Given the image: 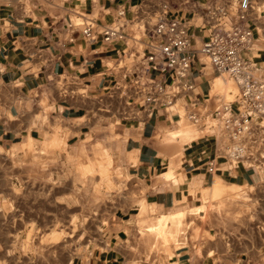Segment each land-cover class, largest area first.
<instances>
[{"label":"crops","instance_id":"0c3cea01","mask_svg":"<svg viewBox=\"0 0 264 264\" xmlns=\"http://www.w3.org/2000/svg\"><path fill=\"white\" fill-rule=\"evenodd\" d=\"M19 1L0 0V178L5 165L12 163L10 151L58 137L69 147L106 116L116 120V133L127 150L125 164L141 184L142 202L158 212L201 207L207 190L218 179L227 187L255 189V201L249 206L254 222L239 234H226L217 245L208 243L201 256L194 254L191 245L178 247L168 264H264V167L223 154L227 138L220 126L199 124L205 126L203 133L185 142L178 157L162 142L186 113L214 109L223 99L211 93L217 75L214 68L206 59L196 61L192 68L190 80L196 82L199 93L197 106L190 107L188 99L181 97L170 108L158 104L148 115L125 119L115 113L120 106L117 82L135 67L131 47L142 51L146 38L141 30L139 41L127 38L108 45L101 33L115 19L118 8L142 25L166 2L171 14L190 19L197 47L208 35L207 6L237 0H61L31 3L29 8ZM252 2L260 11L254 12L251 23L260 30L264 28V0ZM88 22L98 31L95 41L83 34ZM129 33L134 36L137 31L129 28ZM256 61L264 64V52ZM172 79L167 73L166 84ZM109 106L112 112L106 111ZM211 161L213 172L208 168ZM119 218L117 234L104 238L109 247L94 248L77 264H125L119 245L127 229L125 218Z\"/></svg>","mask_w":264,"mask_h":264},{"label":"rangeland","instance_id":"374dc122","mask_svg":"<svg viewBox=\"0 0 264 264\" xmlns=\"http://www.w3.org/2000/svg\"><path fill=\"white\" fill-rule=\"evenodd\" d=\"M48 1L61 2H19L29 8ZM211 93L222 100L239 97L237 84L219 74ZM115 121L100 117L69 147L58 137L28 142L8 153L12 163L0 178V264H77L94 248L109 247L104 238L117 234L119 217L125 218L127 229L119 245L125 264H168L178 247L191 245L201 256L208 243L217 245L226 234H239L254 222L249 208L255 201L253 187H227L216 196L208 189L205 203L193 209L158 212L144 204L141 184L127 170V150ZM199 124L183 116L162 142L178 157L185 142L203 133L205 126ZM176 129L186 133L174 137ZM178 212L185 214L179 230L169 223L160 235L149 225L163 214Z\"/></svg>","mask_w":264,"mask_h":264},{"label":"built area","instance_id":"2783aa9c","mask_svg":"<svg viewBox=\"0 0 264 264\" xmlns=\"http://www.w3.org/2000/svg\"><path fill=\"white\" fill-rule=\"evenodd\" d=\"M259 11L252 0L211 2L204 13L208 35L196 47L190 19L171 14L168 3H161L153 18L142 25L118 8L115 19L101 32L106 44L127 38L139 41L141 30L146 41L142 51L131 47L135 67L117 82L120 106L115 113L125 119L141 118L155 105L170 108L181 97L188 99L190 107L197 106L199 93L190 75L195 62L206 59L219 76L237 84L239 97L221 100L203 113L191 110L185 117L207 127L220 126L227 138L222 151L230 159L264 167V64L256 61L264 52V28L255 30L251 23ZM129 28L137 34L130 35ZM82 31L89 41L97 39L93 23H86ZM151 71L162 75L155 77ZM167 73L173 75L169 84ZM106 111L112 112L111 107ZM208 168L214 171L213 161Z\"/></svg>","mask_w":264,"mask_h":264},{"label":"bare ground","instance_id":"6f19581e","mask_svg":"<svg viewBox=\"0 0 264 264\" xmlns=\"http://www.w3.org/2000/svg\"><path fill=\"white\" fill-rule=\"evenodd\" d=\"M184 132L186 133V131L183 130V129H178V130L176 129V130H174L172 132V134H173L174 137H176V136H178V135H180V134H182ZM225 184L223 183V181H221V179L220 180L219 179L216 180L214 185L212 187H210L211 188L210 190L213 193V195L216 196L218 194H221L222 192L224 193V191L227 188V186ZM233 187H236V186H233ZM231 188H232V186H231ZM227 191L228 190H226L225 192H227ZM146 210H147L146 208H143L141 210V213L145 215L146 214ZM193 211H195V210H193ZM184 216H185L184 212H178V213L171 214V215H169V214L168 215H166V214L164 215L163 214L158 219L149 221L150 222L149 225L152 226V227L155 226V232L157 234L161 235V234L164 233L165 226L168 225L169 223H172V225L174 224L176 226V230H179L180 223L183 222ZM183 226H184V224H183ZM54 242H57V241L55 240Z\"/></svg>","mask_w":264,"mask_h":264}]
</instances>
